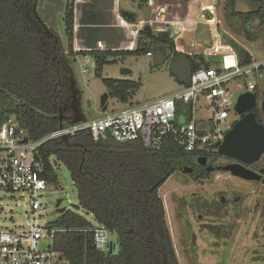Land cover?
Masks as SVG:
<instances>
[{
  "label": "trees",
  "instance_id": "16d2710c",
  "mask_svg": "<svg viewBox=\"0 0 264 264\" xmlns=\"http://www.w3.org/2000/svg\"><path fill=\"white\" fill-rule=\"evenodd\" d=\"M253 1L257 10L246 14L232 10L231 15L245 24L258 20L262 33L264 0ZM227 2L234 5L233 0ZM112 7L113 0H85L76 6L74 0H67L62 19L68 42L65 48L59 35L36 16L32 0H0V126L11 118L37 140L60 125L73 123L66 117L72 85L64 64L78 54L94 59L95 76L101 78L109 98L134 105L140 80L104 79L103 67L109 57L151 53L158 38L141 30L134 50H97L100 39L117 38ZM74 24L78 25L76 30ZM74 38L80 46L78 52L73 50ZM228 43L241 65L252 61L244 48L232 40ZM169 44L173 46V41ZM186 57H190V76L213 64L200 53ZM189 109L190 105L179 104L177 116L188 118ZM39 153L47 185L57 184L56 169L63 165L76 191L75 209L85 214L66 210L51 224L61 230L55 235L54 249L63 264H179L158 191L176 171L193 166L191 159L208 157L211 150L186 153L170 138L159 149L148 150L139 141L120 143L111 137L95 141L80 132L46 142ZM96 227L116 237L115 252L94 248Z\"/></svg>",
  "mask_w": 264,
  "mask_h": 264
},
{
  "label": "built area",
  "instance_id": "2783aa9c",
  "mask_svg": "<svg viewBox=\"0 0 264 264\" xmlns=\"http://www.w3.org/2000/svg\"><path fill=\"white\" fill-rule=\"evenodd\" d=\"M222 49L217 54L221 57L218 67L193 72L189 84L170 96L127 105L96 119L61 125L37 140L31 139L11 118L2 124L0 193L27 194L29 211L25 225L0 228V264H63L61 255L54 249L55 235L61 230L37 221L41 217L42 204L36 195L47 187L39 149L46 142L85 132L95 141L109 137L120 143L139 141L148 150L159 149L166 138L186 153L216 149L215 144L221 143L236 123L234 106L238 95L252 92L264 70V61L252 59L249 64L241 65L233 48ZM84 59L88 62L90 57ZM112 60L107 59L108 62ZM87 72L83 69V73ZM179 104L190 105L188 118L177 116ZM201 109L207 117L199 115ZM93 246L101 252L110 250L109 234L105 229H93Z\"/></svg>",
  "mask_w": 264,
  "mask_h": 264
},
{
  "label": "rangeland",
  "instance_id": "374dc122",
  "mask_svg": "<svg viewBox=\"0 0 264 264\" xmlns=\"http://www.w3.org/2000/svg\"><path fill=\"white\" fill-rule=\"evenodd\" d=\"M66 3L67 0H32L33 11L36 16L59 35L65 48L68 42L62 19ZM247 6L254 8L253 4ZM251 26L253 30L249 33V37L254 43L260 42L259 47L262 48L257 49L256 45L250 47L245 43H242V47L249 52L253 60L264 61V32L261 33L258 30L257 21ZM247 32L245 31L244 35L246 41L248 39ZM222 50L221 45L216 41L215 46L209 48L207 53L218 54ZM216 60L220 62L221 57H217ZM92 64V60H90V64H87L81 57H76L75 60L74 58H67L65 61L64 67L72 85L70 111L66 117L72 122L96 119L106 112H115L125 108L124 105L108 97L101 78L94 76ZM88 67H90V72L83 74L82 69ZM122 69H128L131 74L123 75ZM187 71V61L182 56L170 54L169 58H166L162 53L155 51L151 57L139 56L128 59L126 57L116 63L105 64L101 77L134 81L141 79L142 87L136 93L133 102L144 103L170 96L179 91L178 81L186 77ZM253 81L255 80L253 79ZM262 83H264V70L260 72L257 87ZM199 115L207 117L203 109L199 110ZM56 173L57 184L47 185L44 190L36 195L42 204L41 217L37 220L42 225L52 224L59 216L55 208L58 200H61L60 208L64 207L66 210L85 215L82 211L75 209L78 205L76 191L66 168L63 165H58ZM212 175V178L204 183L199 182V184L192 182L182 171H176L158 191L164 204L167 224L178 263L264 264V232H253L251 220L247 221L246 219L247 210L252 209L255 200L252 199V193H250L251 204L246 202L243 206V215L226 219L229 227H223L224 225L221 223H216L211 228L203 230L199 228L198 219L192 215H190V219L188 215H185L184 212L187 207L183 201L186 198L193 197L195 199L197 196L202 201L203 197H210L213 193L227 188L234 191L240 189V182L227 173L214 172ZM28 204L29 196L27 194L0 193V228L12 229L25 225L27 222L26 213L29 211ZM198 214L204 216L202 212L196 213L197 216ZM182 215H185V218ZM87 219L90 220L91 218L87 216ZM210 219L214 220L217 217H210ZM216 227L218 231L215 230ZM229 228H231L230 231L227 230ZM227 232H229L228 239L222 235V233L227 234ZM109 239L112 244L116 241L113 234H109ZM113 250L115 252L117 249L113 247Z\"/></svg>",
  "mask_w": 264,
  "mask_h": 264
},
{
  "label": "crops",
  "instance_id": "0c3cea01",
  "mask_svg": "<svg viewBox=\"0 0 264 264\" xmlns=\"http://www.w3.org/2000/svg\"><path fill=\"white\" fill-rule=\"evenodd\" d=\"M74 1L76 6V4L82 3L85 0ZM172 1H186V3L174 5ZM233 1L234 5L232 6L227 2V0H113L112 15L116 23L114 27L118 28L117 38L111 36L110 38H107V40L100 39L101 41H97L96 48L100 51L109 50L110 47L113 48V50H134L140 36V31L143 30L148 34L157 37L158 40L154 43L151 53L142 54L140 56L151 57L153 56V53L157 51L158 53H162V55L166 58H169L170 54H173L174 56H182L187 61V75L183 80L178 81L181 90L186 87V84H189L190 80L188 63L190 57H186V55L192 56L200 53L206 60L214 63L212 66L216 65L215 67H218L221 61L219 62L216 59L220 56L217 54L207 53L209 48H213L215 46L216 41H218L221 47H231L228 45V42L232 40L241 47L242 43H245L250 47L256 45L257 49L262 48L259 47L260 42L254 43V41H251L252 39L249 37V33L253 30V27L251 26L252 23L257 21L259 27V21L255 19L254 21L251 20L249 23L245 24L241 18L231 15L232 10L241 14L253 12L258 8L257 2L253 0ZM252 4L254 5V8L247 6ZM77 28L78 25L74 24V30ZM245 31H248L247 41L244 39ZM221 33L223 34L222 36ZM169 40L173 41V46L169 44ZM79 47L78 40L74 38L73 50L78 52L80 51ZM76 57L84 59L85 56L78 54L74 57V60ZM132 57L135 58L139 56H127V59ZM214 57L216 58L214 59ZM124 58L126 57L113 58L112 61L115 60L114 63H116L120 59ZM90 60L93 61L92 65L95 70L94 59L90 57ZM90 60L86 62L84 59L87 64H90ZM106 64H112V62L110 61ZM83 69H87V73L90 72V67ZM138 80H140L142 87L141 79ZM241 94H239L238 97ZM155 100L156 99L145 101L144 103ZM132 103H134L133 100ZM137 104L142 103H134V105ZM124 107H127V104L124 105ZM114 245L115 243L111 246L114 247Z\"/></svg>",
  "mask_w": 264,
  "mask_h": 264
},
{
  "label": "flooded vegetation",
  "instance_id": "af4514ba",
  "mask_svg": "<svg viewBox=\"0 0 264 264\" xmlns=\"http://www.w3.org/2000/svg\"><path fill=\"white\" fill-rule=\"evenodd\" d=\"M251 93L255 95V102L249 111L255 115V121L264 130V83L259 87L256 86ZM249 111L236 114V122L243 120ZM211 151L215 153H212L213 155L211 154L212 156L210 157H197L191 159L190 162H193V166L186 167L182 172L194 183H204L206 180L213 177L212 174L214 172L227 173L240 182V189L234 191L227 188L213 193L210 197H203L202 201L198 199L197 196L195 199H193V197L186 198V200L183 201L184 205L187 207L184 212L185 215H188L190 219V215L195 219H198L200 222L199 228L203 230L211 228L216 223H221V225H224L223 227H229L226 219L228 217L234 218L243 215V206H245L246 202L251 204L250 193H252V199L254 198L255 200L252 209L249 208L247 210L248 214L246 215V219L247 221L251 220L253 232H264V152L254 162L246 163L242 160L218 154L217 148ZM228 165H237L238 167L253 173L254 178L245 179L240 176H234L229 171H224L222 168ZM198 212L204 213V216L200 214L197 216L196 213ZM185 215L182 216L185 218ZM210 217H217V219L213 220L210 219ZM221 228L220 230L222 232L223 228ZM217 229L218 228L216 227L215 230ZM230 229L231 228L227 230L230 231ZM228 234L229 232H227V234L222 233L227 239L229 237ZM226 243L227 241L225 244Z\"/></svg>",
  "mask_w": 264,
  "mask_h": 264
},
{
  "label": "water",
  "instance_id": "95a60500",
  "mask_svg": "<svg viewBox=\"0 0 264 264\" xmlns=\"http://www.w3.org/2000/svg\"><path fill=\"white\" fill-rule=\"evenodd\" d=\"M123 75L130 74L127 69H122ZM255 102V95L251 92L241 94L234 106V112L241 114L249 111ZM255 115L250 111L241 121L236 122L232 129L228 131L221 143L215 144L217 153L223 156L245 161L246 163L254 162L264 152V130L255 121ZM60 121L62 115L59 116ZM61 126V125H60ZM220 169V168H219ZM229 171L234 176H240L245 179H253L254 174L246 171L237 165H228L222 168ZM258 178V177H256ZM61 200L56 202V212L61 215L66 209L60 208ZM112 242H110V246ZM109 253L112 252V246Z\"/></svg>",
  "mask_w": 264,
  "mask_h": 264
}]
</instances>
